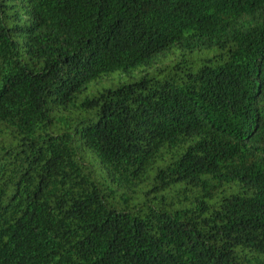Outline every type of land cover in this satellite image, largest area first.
<instances>
[{"label":"trees","instance_id":"obj_1","mask_svg":"<svg viewBox=\"0 0 264 264\" xmlns=\"http://www.w3.org/2000/svg\"><path fill=\"white\" fill-rule=\"evenodd\" d=\"M0 264H264V0H0Z\"/></svg>","mask_w":264,"mask_h":264}]
</instances>
